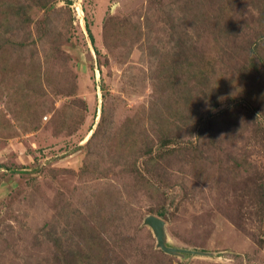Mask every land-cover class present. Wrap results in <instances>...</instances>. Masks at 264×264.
I'll list each match as a JSON object with an SVG mask.
<instances>
[{"label":"rangeland","instance_id":"1","mask_svg":"<svg viewBox=\"0 0 264 264\" xmlns=\"http://www.w3.org/2000/svg\"><path fill=\"white\" fill-rule=\"evenodd\" d=\"M0 264H264V0H0Z\"/></svg>","mask_w":264,"mask_h":264},{"label":"water","instance_id":"2","mask_svg":"<svg viewBox=\"0 0 264 264\" xmlns=\"http://www.w3.org/2000/svg\"><path fill=\"white\" fill-rule=\"evenodd\" d=\"M145 224L152 228L155 237L157 239V245L164 252L169 254L187 252L185 250L174 249L166 245L167 237L165 234V222L162 219H160L157 216L151 215L148 218H146Z\"/></svg>","mask_w":264,"mask_h":264}]
</instances>
